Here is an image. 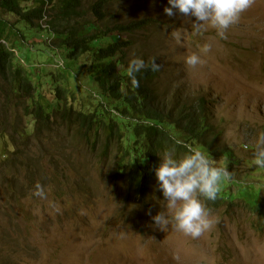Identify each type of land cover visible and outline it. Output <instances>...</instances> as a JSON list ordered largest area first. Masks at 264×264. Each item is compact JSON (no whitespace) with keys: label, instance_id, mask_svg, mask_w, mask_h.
I'll return each mask as SVG.
<instances>
[{"label":"rangeland","instance_id":"obj_1","mask_svg":"<svg viewBox=\"0 0 264 264\" xmlns=\"http://www.w3.org/2000/svg\"><path fill=\"white\" fill-rule=\"evenodd\" d=\"M92 1L83 0V7ZM166 6L167 0H118L112 8L119 19H146L144 28L131 36L134 48L127 52L128 60L155 59L163 89L170 83L176 92L208 100L211 122L219 132L213 149L219 144L233 155L231 163L225 156L209 158L217 166L227 160L224 167L231 179L222 181L219 193L229 191L231 197L225 195L216 204L200 197L212 225L199 237L170 225L161 230L152 217L168 210L156 177L140 196L114 176L113 158L94 157L64 126L37 131L31 117L24 116L29 140L14 146L0 141L1 264H264V168L253 163L258 136L264 132V0H253L229 27L226 39L211 27L194 33L195 17L176 10L169 17ZM38 32L26 31L15 47L46 100H52L53 76L81 102L96 104L102 91L88 76L90 55L69 61L65 50L36 37ZM174 32L180 33L179 40ZM123 38L130 36L103 37L93 45ZM205 43L211 49L201 54ZM192 53L202 59L195 68L185 63ZM62 72L67 76L61 77ZM20 147L44 149L41 163L22 166L26 148ZM240 185L256 193L258 208L241 197Z\"/></svg>","mask_w":264,"mask_h":264},{"label":"trees","instance_id":"obj_2","mask_svg":"<svg viewBox=\"0 0 264 264\" xmlns=\"http://www.w3.org/2000/svg\"><path fill=\"white\" fill-rule=\"evenodd\" d=\"M115 1L118 0H94L85 9L83 0H0L1 143L14 146L29 140L31 135L24 116L31 117L37 131L39 127L45 130L52 125L64 126L94 157L113 158L114 176L123 178L128 188L140 196L148 182L155 178L158 154L167 149L175 147L177 153L182 154L186 151L185 145L195 146L209 157L225 156L231 163L230 151L218 147L219 144L213 149L219 132L211 122L209 103L204 96L176 92L170 83L163 89L159 83L160 64L141 56L148 67L136 74L138 86L131 83L127 74V52L134 48L131 36L144 28L146 19H119L112 8ZM41 21H45L54 34L52 46L65 50L69 61L90 55L92 73L88 76L98 82L102 91L96 104L81 102L53 76L50 78L55 82L52 100H46L42 87L37 86L15 47L25 38L26 31L33 28L41 31ZM113 35H129L130 38L111 40L99 47L93 45ZM153 60L159 65L158 71L151 70ZM119 64L126 66L119 70ZM60 74L67 76L64 72ZM10 115L14 117L12 121ZM175 139L184 144L176 145ZM20 148H26L21 152L24 155L19 162L22 166L41 163L44 149ZM227 160L222 162L223 167ZM239 187L241 197L258 208L256 193L242 185ZM225 195L226 192H218L217 199L211 203L216 204ZM226 196L231 197V192Z\"/></svg>","mask_w":264,"mask_h":264},{"label":"clouds","instance_id":"obj_3","mask_svg":"<svg viewBox=\"0 0 264 264\" xmlns=\"http://www.w3.org/2000/svg\"><path fill=\"white\" fill-rule=\"evenodd\" d=\"M252 2L253 0H167L168 6L164 7L163 11L169 17L174 15V10L185 16L195 17L192 28L196 34L211 27L215 29L220 39H226L229 27L237 22L241 13L249 8ZM46 18L47 16L44 17ZM41 26L42 30L35 36H40L42 40L46 38L48 42H51L54 34L45 21H41ZM46 33H50L52 37L49 38ZM173 35L179 40V32H174ZM210 49L211 45L205 43L200 47V53L206 54ZM16 53H18L17 50ZM21 58L20 60L24 63L26 60ZM185 63L195 68L202 63L201 55L197 53L187 55ZM146 67L148 65L142 58L134 57L129 60L127 74L133 85L138 86L136 74ZM150 67L152 71L159 70L155 60ZM175 144L181 145L184 142L175 139ZM185 148L186 151L182 154H178L175 147L158 154L160 160L154 170L155 177L168 211L158 212L152 220L161 230L167 229L170 225L196 238L212 225L209 210L200 197L211 201L216 200L222 181L230 180L231 173L226 167L217 166L198 147L185 145ZM253 163L257 167L264 168V132L258 136ZM37 187L39 189L40 186ZM35 194L43 196L42 191H37Z\"/></svg>","mask_w":264,"mask_h":264}]
</instances>
